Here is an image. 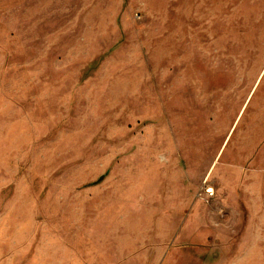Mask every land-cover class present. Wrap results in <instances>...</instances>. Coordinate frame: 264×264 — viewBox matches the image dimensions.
<instances>
[{"label":"rangeland","instance_id":"obj_1","mask_svg":"<svg viewBox=\"0 0 264 264\" xmlns=\"http://www.w3.org/2000/svg\"><path fill=\"white\" fill-rule=\"evenodd\" d=\"M257 116L264 0H0V264H264Z\"/></svg>","mask_w":264,"mask_h":264},{"label":"crops","instance_id":"obj_2","mask_svg":"<svg viewBox=\"0 0 264 264\" xmlns=\"http://www.w3.org/2000/svg\"><path fill=\"white\" fill-rule=\"evenodd\" d=\"M255 123L257 124L255 128H253L254 122L252 125H248L246 127V130L243 132L241 137L238 139L239 142H237V148L238 150L242 152L248 151L250 149H253L254 143L257 140V143L260 149V153L264 155V118L263 116H257ZM225 143V142H224ZM224 145V144H223ZM235 147V145H234ZM233 147V148H234ZM243 155V153H241ZM260 170L261 172L264 171V158L260 160ZM54 247V246H53ZM40 249V250H39ZM41 247L38 248V252L36 253L35 258L31 261L30 264H84L81 262L77 257L70 259L68 256L69 250L67 248H64L62 246L56 247L57 250H51L49 253L45 252L43 255ZM45 249H48L45 247ZM52 249V247H50ZM55 254V255H54ZM112 264H139L133 259H122L121 262H116ZM148 264V263H147Z\"/></svg>","mask_w":264,"mask_h":264},{"label":"built area","instance_id":"obj_3","mask_svg":"<svg viewBox=\"0 0 264 264\" xmlns=\"http://www.w3.org/2000/svg\"><path fill=\"white\" fill-rule=\"evenodd\" d=\"M205 193H206L207 195H213V191H212L211 188H206Z\"/></svg>","mask_w":264,"mask_h":264}]
</instances>
